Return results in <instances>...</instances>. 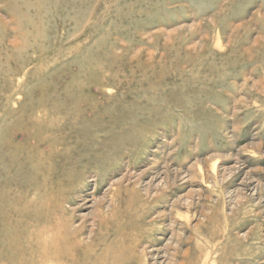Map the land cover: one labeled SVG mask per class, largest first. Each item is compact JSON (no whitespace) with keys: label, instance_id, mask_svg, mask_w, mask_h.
<instances>
[{"label":"rangeland","instance_id":"1","mask_svg":"<svg viewBox=\"0 0 264 264\" xmlns=\"http://www.w3.org/2000/svg\"><path fill=\"white\" fill-rule=\"evenodd\" d=\"M0 264H264V0H0Z\"/></svg>","mask_w":264,"mask_h":264}]
</instances>
